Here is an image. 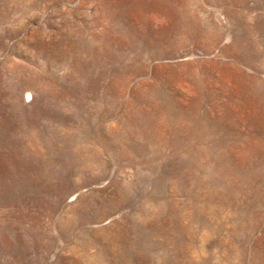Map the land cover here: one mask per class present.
<instances>
[{
    "label": "rangeland",
    "instance_id": "1",
    "mask_svg": "<svg viewBox=\"0 0 264 264\" xmlns=\"http://www.w3.org/2000/svg\"><path fill=\"white\" fill-rule=\"evenodd\" d=\"M0 264H264V0H0Z\"/></svg>",
    "mask_w": 264,
    "mask_h": 264
},
{
    "label": "bare ground",
    "instance_id": "2",
    "mask_svg": "<svg viewBox=\"0 0 264 264\" xmlns=\"http://www.w3.org/2000/svg\"><path fill=\"white\" fill-rule=\"evenodd\" d=\"M32 94L31 92H26L25 93V101H29V99L31 98Z\"/></svg>",
    "mask_w": 264,
    "mask_h": 264
}]
</instances>
